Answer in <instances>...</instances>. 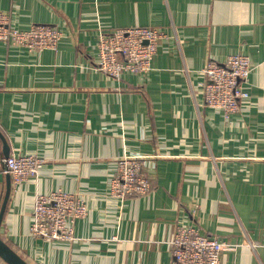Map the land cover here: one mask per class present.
Here are the masks:
<instances>
[{"label":"crops","instance_id":"1","mask_svg":"<svg viewBox=\"0 0 264 264\" xmlns=\"http://www.w3.org/2000/svg\"><path fill=\"white\" fill-rule=\"evenodd\" d=\"M0 9L21 29L46 22L63 33L57 49L0 40V130L10 153L44 159L12 184L1 235L16 251L30 264H170L177 223L192 220L198 200L195 222L227 242L222 264H264V0H0ZM130 26L163 31L153 68L109 76L96 63L99 34ZM240 52L255 68L249 96L227 115L206 105L203 69ZM130 156L145 161L153 189L123 200L110 181ZM6 185L0 173V208ZM57 189L89 208L72 242L30 233L37 194Z\"/></svg>","mask_w":264,"mask_h":264},{"label":"built area","instance_id":"2","mask_svg":"<svg viewBox=\"0 0 264 264\" xmlns=\"http://www.w3.org/2000/svg\"><path fill=\"white\" fill-rule=\"evenodd\" d=\"M9 11L0 9V40L30 50L57 49L63 36L52 23L37 22L27 29L13 24ZM163 31L155 26H130L103 30L97 43V66L109 76L121 78L125 72L148 73L153 68V58L158 50ZM255 68L249 55L234 53L224 62L213 58L207 61L202 83L206 105L219 107L227 115L240 110L241 100L249 93L243 88ZM118 173L110 181L114 197L128 199L144 196L153 189L151 175L140 157L118 159ZM44 159L37 154L6 155L0 140V173L10 174L16 185L38 175ZM199 201L193 200L191 216L194 218ZM89 211L85 199L78 193L64 189L39 193L33 209L30 233L45 240L76 239L75 224ZM192 218L178 222L171 240L173 259L170 264H222L221 256L228 247L223 238L202 231Z\"/></svg>","mask_w":264,"mask_h":264},{"label":"water","instance_id":"3","mask_svg":"<svg viewBox=\"0 0 264 264\" xmlns=\"http://www.w3.org/2000/svg\"><path fill=\"white\" fill-rule=\"evenodd\" d=\"M0 138L3 142V151L6 155L10 154L11 148L6 136L0 130ZM12 191L11 175L7 174V185L5 195L0 208V257L8 264H30L18 251H16L1 235V224L4 219L7 204Z\"/></svg>","mask_w":264,"mask_h":264}]
</instances>
